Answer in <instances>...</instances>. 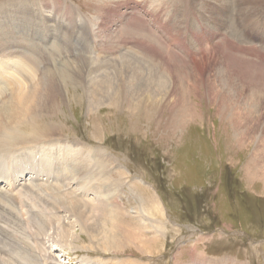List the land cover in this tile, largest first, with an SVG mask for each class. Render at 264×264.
<instances>
[{"label": "rangeland", "instance_id": "374dc122", "mask_svg": "<svg viewBox=\"0 0 264 264\" xmlns=\"http://www.w3.org/2000/svg\"><path fill=\"white\" fill-rule=\"evenodd\" d=\"M118 1L0 0V111L18 106L21 94L42 93L53 72L60 90L44 111L18 106L21 117L2 120L0 264H264V0ZM50 12L57 21L49 26ZM127 24L172 55L168 83L178 77L184 90L185 73L195 83L179 118L178 94L171 99L179 105L158 117L124 105L90 110L73 82L105 47L153 61L140 37L118 39ZM30 63L37 72L29 65L27 75ZM221 91L240 106L226 108ZM7 127L17 134L7 136ZM151 198L162 208L153 216ZM117 213L124 221L112 231ZM104 228L115 248L107 249Z\"/></svg>", "mask_w": 264, "mask_h": 264}, {"label": "bare ground", "instance_id": "6f19581e", "mask_svg": "<svg viewBox=\"0 0 264 264\" xmlns=\"http://www.w3.org/2000/svg\"><path fill=\"white\" fill-rule=\"evenodd\" d=\"M102 1V0H101ZM103 1H106V3H110V2H108V1H110V0H103ZM125 1H127V0H119L118 2H117V5L118 6H123V5H126V2ZM188 1V0H187ZM223 1V0H222ZM181 2H183V1H181ZM226 2V1H225ZM260 2V1H259ZM104 4V6L102 5V3H101V5H97L98 6V10H105V8H106V6H108L109 4ZM241 3H242V0H241ZM100 4V3H99ZM219 4V3H218ZM249 4V3H248ZM254 4H255V1H254ZM114 5H116V4H114ZM242 5V4H241ZM260 5H261V3H260ZM69 6H72V5H69ZM229 6V5H228ZM245 6V5H244ZM249 6L251 7V5L249 4ZM252 6H254V5H252ZM257 6V5H256ZM256 6H255V8H256ZM43 7V6H42ZM187 7V6H186ZM64 8V7H63ZM118 8V7H117ZM241 8V7H240ZM66 9H67V7H66ZM69 9H71V8H69ZM73 9V11L75 10L74 8H72ZM121 9V8H120ZM242 9V8H241ZM68 10V9H67ZM106 10H107V13L108 14H111L112 16H113V14L114 15H116V13H114V9H112V8H106ZM215 10V9H214ZM244 10V9H243ZM66 11V10H65ZM102 11V12H103ZM47 12V11H46ZM67 12V11H66ZM75 12V11H74ZM68 13V12H67ZM249 14V13H248ZM130 15V14H129ZM8 16V15H7ZM46 16V19H47V21H48V25L50 26V23H51V21H57L56 20V18H55V16H54V14L52 13V12H50V13H48V15H45ZM106 17V16H105ZM114 18V17H113ZM132 18V17H131ZM225 18V17H224ZM223 19V18H222ZM245 19V18H244ZM29 20H30V17H29ZM114 20V19H113ZM132 20V19H131ZM32 22H33V20H31ZM139 21V20H138ZM226 21V20H225ZM124 22V21H123ZM141 22V21H140ZM117 23V22H116ZM226 23V22H225ZM1 24V23H0ZM139 24V23H138ZM52 25V24H51ZM126 25V24H125ZM71 26H74V25H71ZM106 26V25H105ZM135 26V25H134ZM94 27V26H93ZM6 28V27H5ZM107 28V27H106ZM110 28V27H109ZM122 28V27H121ZM143 28V27H142ZM149 30V29H148ZM146 31V30H145ZM200 31V30H199ZM138 32H140V30H137V28H136V30H135V28L133 29V27H131V26H128V24H127V27H125V28H123V29H121V30H119V35L117 34V37H119L118 39H120V40H124V42L127 44V43H130L129 41H132L134 38H139L140 37V39H139V41H141L140 42V44L143 46V51L145 50V52L146 53H149L152 57H153V61H147V60H144V59H141V56L140 57H138L139 56V54H138V56L137 55H135L134 54V52H132V51H130V48H128V47H126L125 46V48H116V47H113V48H104L102 51H103V53L105 54L104 56H102V55H98V57L96 58V62L94 61L93 62V64H91V66L89 67V65L87 66L86 64H84V69H88L89 70V72H87V75H85V77H84V75H81L83 72H79L80 71V68L77 70L76 69V73H75V75H74V77H72L73 78V82L74 83H76V85H80V87H82V89L83 90H85V94H86V98H87V103H88V107H89V109L90 110H92V109H96L97 107H101V105H102V107L103 106H107V107H109V106H113V105H115V107L116 106H126V107H128V109H129V111L131 112V111H136V110H139V109H144V111L145 112H148L150 115H154V116H159L160 114L162 115L163 114V112L164 111H166V109H169V110H171V109H175V105H174V102L173 101H175V103H177L178 104V102L174 99V100H172L171 99V96H172V93L175 95V97H177V95L176 94H178V97L180 98V100L182 101L180 104H181V106L179 105L178 106V108H176L177 110L174 112V116H175V119L176 118H179V113H181V112H184V113H187V104L186 105H183L182 103H185L186 101H185V97H186V95L188 94L187 93V90H189V92L190 93H194L195 91L193 90V87H194V84H192V85H189L188 83V81H189V79H190V76H189V74L187 73H185V75L187 76V77H183V79H184V81L186 80L187 81V79H188V83L186 82H183L184 84H183V86H184V90L182 89V86H181V79L179 80L178 79V77L176 78V80L174 79V81H172L173 79H171V83H168V71L170 72V71H172L171 69H172V66H173V63L170 61L171 60V58H172V55L170 54V55H168L167 54V52H165L164 51V47L162 48V47H156L153 43H151V42H149V39H151V41L153 40V38H151V35H148V36H150L149 37V39H148V36L147 35H144V34H140V33H138ZM4 33V32H3ZM9 33V32H8ZM11 33V32H10ZM53 33V32H52ZM114 33V32H113ZM144 33V32H143ZM198 33V32H197ZM148 34V33H147ZM2 35V34H1ZM19 35V34H18ZM125 35V36H124ZM157 36V35H156ZM155 36V37H156ZM11 37H12V35H11ZM16 37V36H15ZM154 37V36H153ZM2 38V37H1ZM146 38V39H145ZM16 39V38H15ZM14 39V40H15ZM104 39V38H103ZM107 39H108V37H107ZM117 39V40H118ZM222 39V38H221ZM22 40V39H21ZM21 40H19V41H21ZM55 40V39H54ZM106 40V39H105ZM146 40H148V42L146 41ZM15 41H17V40H15ZM14 41V42H15ZM18 41V42H19ZM107 41V40H106ZM155 41V40H154ZM10 42V41H9ZM13 42V43H14ZM25 42V41H24ZM118 42V41H117ZM121 42H123V41H121ZM231 42H233V41H230V43ZM4 43V42H3ZM30 43V42H29ZM28 43V44H29ZM235 43V42H234ZM7 44V43H6ZM134 44V43H133ZM136 45L138 44V43H135ZM4 45V44H3ZM8 45V44H7ZM24 45V44H23ZM129 45V44H128ZM135 45V46H136ZM140 45V46H141ZM160 45V44H159ZM38 46V45H37ZM42 46V45H41ZM50 46V45H49ZM121 46V45H120ZM9 47V46H8ZM43 47V46H42ZM59 47V46H58ZM139 47V46H138ZM137 47V48H138ZM214 47V46H213ZM231 47H233V46H231ZM3 48H5V47H3ZM10 48H12L11 46H10ZM50 48H53V46L52 47H50ZM55 48V47H54ZM133 48V47H132ZM161 48V50L163 49V52H165L167 55H164L163 53H161L160 54V52H159V50L158 49H160ZM209 48V47H208ZM234 48V47H233ZM1 49V48H0ZM22 49V48H21ZM59 49V48H58ZM58 49H57V51H58ZM134 49V48H133ZM19 50V49H18ZM26 50V49H25ZM53 50V49H52ZM56 50V49H55ZM55 50H54V52H55ZM65 50V49H64ZM98 50V49H97ZM132 50V49H131ZM142 50V49H141ZM160 50V51H161ZM166 50V49H165ZM242 50V49H241ZM11 51V50H10ZM31 51V50H30ZM33 51H34V49H33ZM44 51V50H43ZM119 51H122L123 53L122 54H120L121 56H119ZM17 52V51H16ZM35 52V51H34ZM59 52V51H58ZM12 53V52H11ZM38 53V52H37ZM44 53V52H43ZM57 53V52H56ZM113 53H115V54H113ZM60 54V53H59ZM106 54H108V55H106ZM137 54V53H136ZM142 54H143V52H142ZM148 54V55H149ZM164 56H163V55ZM197 54V53H196ZM203 54V53H202ZM26 55H27V53H26ZM33 55V54H32ZM112 55V56H111ZM114 55V56H113ZM149 55V56H150ZM194 56H195V54H193ZM1 56V55H0ZM13 56V55H12ZM16 56V55H15ZM22 56H24V55H22ZM28 56V55H27ZM34 56H36V53H35V55H33V57ZM143 57L145 56L144 54L142 55ZM197 56V55H196ZM198 56H199V54H198ZM14 57V56H13ZM12 57V58H13ZM20 57H21V55H20ZM20 57H19V55H18V57H17V59H20ZM174 57V56H173ZM10 58V60L12 61V59H11V57H9ZM28 58V60H29V58L30 57H27ZM6 59V58H5ZM14 59V58H13ZM102 59H104V60H102ZM125 59V60H124ZM127 59H129V60H127ZM160 59V61H156V62H154V60H159ZM206 59V58H205ZM16 60V59H15ZM15 60H13V62L15 61ZM27 60V59H26ZM25 59H24V61H26ZM27 60V61H28ZM30 60H31V58H30ZM33 60V59H32ZM36 60H38V59H36L35 58V60L33 61V62H35L36 63ZM182 60V59H181ZM20 61V60H19ZM26 61V62H27ZM87 61V60H86ZM184 61V60H183ZM8 62V61H7ZM17 62H18V60H17ZM164 62V63H163ZM16 63V62H15ZM42 63V62H41ZM87 63V62H86ZM92 63V62H91ZM176 63V62H175ZM197 63V62H196ZM13 64V63H12ZM18 64H19V62H18ZM27 63H25L24 62V65H26ZM157 64H159V66H161V71L159 70L160 69V67H158V65ZM198 64V63H197ZM196 64V65H197ZM204 63L202 62L201 63V66L203 65ZM14 65V64H13ZM31 66L32 68L31 69H34L33 67L34 66H32L31 65V63L30 64H28L27 66ZM82 64H78V66H81ZM185 65V64H184ZM27 66H25L26 68H28ZM30 66H29V68L28 69H24L25 70V72L27 71V70H31L30 69ZM35 66H37V63H36V65ZM75 66V65H74ZM83 66V65H82ZM174 66H175V64H174ZM3 67V66H2ZM15 67V66H14ZM13 66L12 67H10V68H14ZM164 67H166V68H164ZM203 67H204V65H203ZM202 67V68H203ZM7 68V67H6ZM19 68V67H18ZM17 68V69H18ZM20 68H22V67H20ZM51 67H49V69H50ZM66 68V67H65ZM163 68H164V71H163ZM197 69H199L200 67L198 66V67H196ZM48 69V68H47ZM165 69H166V71H165ZM201 69V68H200ZM8 70H9V68H8ZM7 70V71H8ZM22 70H23V68H22ZM23 70V71H24ZM10 71H11V69H10ZM18 70H16V72H17ZM32 71V70H31ZM33 71H35V69L33 70ZM46 70H44V72H45ZM74 71V70H73ZM86 71V70H85ZM2 72H3V70H2ZM22 72V71H21ZM21 72L19 73V72H17V73H19V74H21ZM37 71H35V73H36ZM43 72V73H44ZM47 72V71H46ZM68 72V71H67ZM79 72V74L77 75V76H79V78H77V76H76V74ZM4 73V72H3ZM55 72H53V74H54ZM6 74V73H5ZM8 74V73H7ZM6 74V75H7ZM14 74V73H13ZM22 74H24V72L22 73ZM26 74H27V72H26ZM52 74V75H53ZM60 74H62V73H60ZM202 74V73H201ZM218 74V73H217ZM15 75V74H14ZM16 75H18V74H16ZM27 75H29V74H27ZM33 75V74H32ZM50 76V79H49V82H47V83H44L45 84V86H44V84H43V87L45 88L44 90H43V92L42 93H38V94H32L31 93V91L30 92H27V93H25V94H21L20 95V97H19V107H23L24 109H25V113H35V112H39V110H43L45 107H46V105L48 104V96H52L53 94H54V96H57V95H59V93H60V90H59V86H58V84L56 83V80H55V76ZM24 76V75H23ZM23 76H15V77H17V78H19L20 79V77H21V79H23L22 77ZM67 76V75H66ZM218 76V75H217ZM220 76V75H219ZM223 76V75H222ZM254 76V75H253ZM9 77V76H8ZM14 77V76H13ZM29 77V76H28ZM27 77V78H28ZM33 77V76H32ZM35 77V76H34ZM59 77V76H58ZM65 77V76H64ZM86 77H87V79H86ZM170 77V76H169ZM180 77V76H179ZM195 77V76H194ZM24 78H26V77H24ZM44 78H46V76L44 77ZM70 78V77H69ZM230 78V77H229ZM15 79V78H14ZM30 79V78H29ZM32 80H33V78H31ZM47 79V78H46ZM24 80V79H23ZM63 80V79H62ZM220 80V79H219ZM264 80V79H263ZM8 81H10V80H8ZM232 81V80H231ZM7 82V81H6ZM31 82V81H30ZM40 82H41V80H40ZM39 82V83H40ZM45 82V81H44ZM22 84H24V83H22ZM225 84V83H224ZM237 84V83H236ZM9 85V84H8ZM18 86V85H17ZM227 86V85H226ZM229 87H231V85L229 84L228 85ZM227 86V87H228ZM8 87V86H7ZM261 87V86H260ZM1 88V87H0ZM3 89H6V88H3ZM2 90V89H1ZM192 90V91H191ZM241 91V90H240ZM221 92H223V91H221ZM224 92H225V90H224ZM221 93V95H222V97H223V99H224V103L226 104V108H228L227 106H229L230 105V103L233 105V106H235V107H238V106H240V104L239 103H237L234 99L235 98H233V96H230V95H228V94H230V92L228 93V92H226V93ZM252 92V91H251ZM16 93V92H15ZM254 93V92H253ZM258 94V93H257ZM35 95V96H34ZM191 95V94H190ZM197 95V94H196ZM263 95V94H262ZM84 96V95H83ZM12 97V96H11ZM177 97V98H178ZM225 97H227V98H225ZM259 97V96H258ZM261 97V96H260ZM13 98V97H12ZM53 98V97H52ZM10 99V98H9ZM14 99V98H13ZM15 100V99H14ZM178 100V99H177ZM261 101V100H260ZM263 101V100H262ZM223 102V101H222ZM253 102V101H252ZM18 103V102H17ZM189 103H190V101H189ZM224 104V105H225ZM18 106H16V105H13L12 106V104H11V107H7V109H5V110H1L0 112V114H1V116H0V127L2 128H4L5 127V125L4 124H6L7 122H9L10 120H11V118H12V116L13 115H15V113L17 112V107ZM242 106V105H241ZM253 106V105H252ZM185 107V108H184ZM188 107H189V109H190V105L188 104ZM230 107V106H229ZM234 107V108H235ZM254 107V106H253ZM257 107H258V105H257ZM20 109V108H19ZM113 109V108H112ZM124 109V108H123ZM236 109V108H235ZM234 109V110H235ZM252 109V108H251ZM251 109H249V112H251L252 110ZM198 110V109H197ZM229 110V109H228ZM239 110V109H238ZM44 111V110H43ZM179 111V112H178ZM20 112V111H19ZM42 112V111H41ZM137 112V111H136ZM135 112V113H136ZM23 113V112H22ZM135 113H134V115H135ZM139 112H137V114H138ZM176 113H178L177 115H175ZM195 113V112H194ZM225 113V112H224ZM240 113V112H239ZM42 114H43V112H42ZM145 114V113H144ZM198 114V113H197ZM244 114V113H243ZM19 115V113L17 112V116ZM251 115V114H250ZM252 115H253V112H252ZM16 116V115H15ZM197 116V115H196ZM195 116V117H196ZM19 117H21V115H19L18 116V118ZM188 117H190L189 115H188ZM250 117V116H249ZM253 118V117H252ZM175 119H174V121H175ZM2 120H4V121H6V123L5 122H3ZM8 120V121H7ZM242 120V119H241ZM158 120H156V122H157ZM236 121V122H235ZM35 122H36V120H34V119H32V118H30V120L29 121H27L26 123H27V126L29 127V128H33L35 125ZM234 124L236 125V127L237 126H239L240 125V120H237V119H234ZM238 122H239V124H238ZM247 122V121H246ZM17 124H18V122H17ZM232 124V123H231ZM8 126H9V124H8ZM23 126V125H22ZM244 126V125H243ZM11 127V126H10ZM255 127V126H254ZM51 128V129H50ZM52 128L53 127H51V125H49L48 126V128L47 129H45L43 132H51V130H52ZM246 128V127H245ZM22 129H23V127H22ZM241 129V128H240ZM243 129V128H242ZM247 130H252V128H247L246 129V132H247ZM245 131V130H244ZM248 131V132H249ZM3 132H5L6 133V135L7 136H13V135H16L17 134V132L18 131H16V129H12V128H5L4 129V131ZM239 132H241V130L239 131ZM238 132V133H239ZM25 133V132H24ZM242 133V132H241ZM244 133V132H243ZM252 133V132H251ZM3 134V133H2ZM5 135V136H6ZM248 135V134H247ZM4 136V137H5ZM6 136V137H7ZM18 136V135H17ZM36 138V137H35ZM262 139V138H261ZM264 139V138H263ZM17 140V139H16ZM13 141H11V143H12ZM260 142V141H259ZM263 142V141H262ZM261 142V143H262ZM3 143V142H2ZM1 143V145H3ZM6 143L4 142V145H5ZM13 144V143H12ZM0 145V146H1ZM3 145V146H4ZM10 145V144H9ZM6 146V145H5ZM15 146V145H14ZM261 146V145H260ZM263 146H264V143H263ZM16 147V146H15ZM259 147V146H258ZM260 148V147H259ZM258 148V149H259ZM1 149V148H0ZM15 149V148H14ZM72 149V148H71ZM261 149V148H260ZM263 150H264V148H262ZM257 151V150H256ZM63 153V152H62ZM65 153V152H64ZM98 153H99V151H98ZM263 153V152H262ZM60 154V153H59ZM100 154V153H99ZM66 155V154H65ZM68 155V154H67ZM71 155H73V154H71ZM77 155V154H76ZM75 155V156H76ZM259 155V154H258ZM69 156V155H68ZM79 156V155H78ZM78 158V157H77ZM260 158V157H259ZM69 160V159H68ZM75 160V159H74ZM261 160H262V158H261ZM70 161V160H69ZM100 161V160H99ZM102 163H103V161H102ZM91 164V163H90ZM64 165V164H63ZM89 165V164H88ZM61 167V166H60ZM108 167V166H107ZM264 170V169H263ZM102 172H104V171H102ZM31 177V176H30ZM29 177V178H30ZM22 184H24V182H22ZM98 188V187H97ZM96 188V189H97ZM95 191V190H94ZM150 191V190H149ZM97 192V191H96ZM99 192V191H98ZM151 192V191H150ZM94 193V192H93ZM100 193V192H99ZM100 195V194H99ZM108 197V196H107ZM81 199V198H80ZM101 200V199H100ZM103 201V200H102ZM107 201V200H106ZM112 201V200H111ZM151 203H149V204H151L150 205V210H152L151 212H150V215H152L153 214V212H154V214L156 213H158V212H160L161 211V206L159 205L160 204V202H158L157 200H155L154 198H151ZM105 202V201H104ZM110 202V201H109ZM99 203V202H98ZM79 204V203H78ZM104 204V203H103ZM79 206V205H78ZM100 206V205H99ZM144 206V205H143ZM93 207V206H92ZM101 207V206H100ZM109 207V206H108ZM70 208H72V207H70ZM73 208H76L75 207V205L73 206ZM86 208V207H85ZM104 208V207H103ZM113 208V207H112ZM149 208V207H148ZM78 209V208H77ZM81 209V208H80ZM105 209V208H104ZM116 209V208H115ZM115 209L113 210V211H115ZM67 210H70V209H68L67 208ZM83 210V209H82ZM81 210V211H82ZM71 211V210H70ZM69 211V212H70ZM79 211V210H78ZM147 211H149V210H147ZM92 212V211H91ZM110 212V211H109ZM68 213V212H67ZM106 213V212H105ZM115 213V212H114ZM69 214V213H68ZM71 214V213H70ZM69 214V215H70ZM76 214V213H75ZM118 214V213H117ZM147 214H149V213H147ZM102 215H104V213L102 214ZM105 215H107V216H110V215H112V213L110 212V213H106ZM72 216V215H71ZM106 216V217H107ZM153 216V215H152ZM67 217V216H66ZM94 217V216H93ZM115 218L113 219V217L111 218V219H113V225H111V230L112 231H114L118 226H119V223L121 222H123L124 221V217L122 218L121 217V214L119 215H116L115 214V216H114ZM110 218V217H109ZM155 218V217H154ZM106 219V218H105ZM82 220V219H81ZM117 222H116V221ZM107 221V220H106ZM70 222V221H69ZM83 222V221H82ZM68 223V222H67ZM110 224V223H109ZM83 225H84V223H83ZM62 226H64V225H62ZM72 226V225H71ZM41 227V226H40ZM85 227H86V224H85ZM106 227V226H105ZM67 228V227H66ZM75 228V227H74ZM62 229V228H61ZM91 229H92V227H91ZM104 229H106V234H105V236L107 237V239H103L105 242H106V244H107V249H112V247H116V246H114V244H113V242L115 241L114 240V238H112V231L111 232H109L108 231V229L107 228H104ZM101 230V229H100ZM92 231V230H91ZM105 231V230H104ZM103 231V232H104ZM55 232V231H54ZM83 232V231H82ZM93 232V231H92ZM94 232H98V230L96 229ZM109 232V233H108ZM62 233V232H61ZM70 233H71V231H70ZM96 233H94V234H96ZM100 233V232H99ZM92 234V233H91ZM66 234H64V236H65ZM97 235V234H96ZM96 235H95V237H96ZM67 236V235H66ZM70 236H73V235H70ZM92 236V235H91ZM94 237V235H93V239L95 238ZM101 237V236H100ZM67 238V237H66ZM71 238V237H70ZM69 238V239H70ZM72 238H74V236L72 237ZM99 238V237H98ZM97 238V239H98ZM64 239V238H63ZM96 239V238H95ZM96 239V240H97ZM116 239V238H115ZM58 240V239H57ZM64 240H66V239H64ZM72 239H70L69 240V242L71 241ZM117 240V239H116ZM67 242H68V239L66 240ZM103 241V242H104ZM113 241V242H112ZM118 241V240H117ZM59 242V241H58ZM151 242H153V241H150L149 243H151ZM72 244H73V241L71 242ZM118 243V242H117ZM70 244V243H69ZM111 245V246H110ZM119 246V245H118ZM53 247V246H52ZM120 247V246H119ZM147 250V249H146ZM148 251H150V252H152L153 251V247H152V249L151 248H149V250ZM128 262H130V261H128ZM135 263V262H134ZM124 264V263H123Z\"/></svg>", "mask_w": 264, "mask_h": 264}]
</instances>
